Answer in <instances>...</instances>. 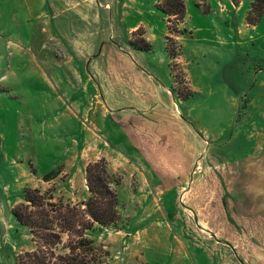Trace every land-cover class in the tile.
<instances>
[{
  "label": "rangeland",
  "instance_id": "rangeland-1",
  "mask_svg": "<svg viewBox=\"0 0 264 264\" xmlns=\"http://www.w3.org/2000/svg\"><path fill=\"white\" fill-rule=\"evenodd\" d=\"M254 1L185 0L180 35H170L161 0H0V94L7 99L0 111V264H17L35 248L13 210L29 189L50 209L53 189L35 187L39 177L100 142L131 156L124 121L99 122L96 114L108 106L106 86L116 79L136 100L140 73L151 80L150 93L170 91L177 114H134V123L146 126L144 143L162 144L165 154L178 149L180 162L117 175V228L140 247L145 264H209L214 248L197 229L214 209L218 240L242 253V264H254L262 250L256 260L264 264V11L256 16ZM142 176L152 186L133 193L129 182ZM106 229L87 233L104 249V264L140 262L97 241ZM175 237L190 245L189 256ZM220 250L213 264L227 257Z\"/></svg>",
  "mask_w": 264,
  "mask_h": 264
},
{
  "label": "crops",
  "instance_id": "crops-1",
  "mask_svg": "<svg viewBox=\"0 0 264 264\" xmlns=\"http://www.w3.org/2000/svg\"><path fill=\"white\" fill-rule=\"evenodd\" d=\"M121 57L124 63L125 61L130 63V61L128 62L124 56L121 55ZM140 75L143 77V80L137 79V82L134 81V83L137 84L136 88L138 95H136V100L131 99L129 94H127L128 87L123 85L121 80L116 79V84L111 81L110 88L109 86H106L107 91H110V95L108 96V106L102 107V114H96V118L99 120V122L105 121L109 117L113 119L116 118L118 122L124 121L126 130H128L127 137L130 142L129 149L133 151L131 156L129 157L127 153L123 154L122 152H110V147L104 143V148H102L101 142L96 146L90 145L87 148H82L79 154H75V160H72L68 164H65L63 167H61L59 170V175L56 178L47 180L44 179L45 177H39L35 181V187L36 183H41L39 187H41V189L44 191L49 188L53 189L52 201H61L64 204L71 205H80L87 201V199L90 197V193L86 180V168L89 163L98 161L102 158L106 159L108 163V170L113 175H120L122 170H127L128 168L130 170H134L136 166H153L158 171V167H161L164 162H178L179 164L180 160L178 158L180 157V154L178 153V149L169 148L167 154H165V148H163L164 146H162V144H153L152 142L144 143V136H146V132L144 131L146 126L140 123H134V114L136 115L137 119H143V116L148 114H156L158 117L160 116L159 114H168L169 110V114H177L176 106L172 100V94L170 91L166 88H159L156 91V89L153 87L154 92L150 93L146 86L151 84V80L149 78H144L146 76L144 73H140ZM130 83H133V81ZM1 91L2 89L0 84V93ZM157 94H159L160 97L163 96L165 98L163 106L158 105L160 97H158ZM6 100L7 99L5 96L0 94V111L4 110L6 106ZM130 109L133 110L134 113L130 111ZM129 184L133 193L135 192L140 194L146 193V191H148L152 186V183H150V181H148V179L144 176L141 177L140 182H138L137 185L134 184V181L133 183L129 182ZM155 187L157 190L158 186ZM182 188L184 189L185 187L183 186L181 189ZM185 193L186 192H184V194ZM24 202L25 201H19L18 205ZM219 215L220 214L218 212L212 209L210 212L205 214V218H200L198 220L199 228L197 231L201 233L206 242L210 243L212 248H214V251L211 250V252H206L205 262L213 264L215 262V249L220 248L227 254L225 259L220 257L221 264H242L240 261H238V256L242 257V253L238 252L237 256L235 252H232L230 247L225 246L221 241L218 240V238H220L219 232H222L223 230L219 228L222 224L221 218L218 217ZM190 226V220L185 221L182 225H179L181 232H185V230ZM105 231H107L108 234L100 236L97 241L99 240V242L105 243L112 249V251L113 249L115 252L121 250L124 252V255L130 253L132 258L136 257L137 254L140 255V262L132 259L130 264H145L140 247L130 244L126 240V234L124 230L113 227L106 229ZM89 238L96 240L92 237ZM175 243L179 252L186 253L187 256H189L188 250L190 249V245L186 244L178 237H175ZM32 251H34V248L30 249L28 252ZM261 254L262 250L257 252L254 258L250 259L249 261L253 263L255 262L254 264H260V262H257L256 257L257 255L260 256ZM115 258L117 259L118 256H115ZM117 263L120 264L121 261Z\"/></svg>",
  "mask_w": 264,
  "mask_h": 264
},
{
  "label": "trees",
  "instance_id": "trees-1",
  "mask_svg": "<svg viewBox=\"0 0 264 264\" xmlns=\"http://www.w3.org/2000/svg\"><path fill=\"white\" fill-rule=\"evenodd\" d=\"M159 6L169 23V34L180 35L176 28L185 21V0H161ZM252 11L259 16L264 11V0H255ZM170 41L172 38L168 37V48L176 57ZM58 175L59 171L53 172L45 179L52 180ZM86 180L90 197L81 205L53 202L50 195L45 199L50 207L46 210V205L40 202L41 192L27 190L25 202L15 206L13 212L18 222L29 229L35 248L22 253L17 264H104V249L89 239L87 233L96 227L119 226L117 187L121 178L109 172L108 163L102 158L88 164Z\"/></svg>",
  "mask_w": 264,
  "mask_h": 264
}]
</instances>
